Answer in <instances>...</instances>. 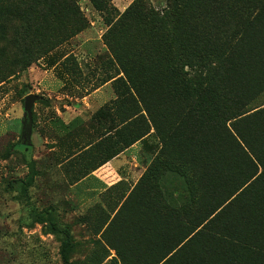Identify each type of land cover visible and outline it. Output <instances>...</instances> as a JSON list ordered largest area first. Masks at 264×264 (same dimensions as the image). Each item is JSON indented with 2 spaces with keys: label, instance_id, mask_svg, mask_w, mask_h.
<instances>
[{
  "label": "trees",
  "instance_id": "1",
  "mask_svg": "<svg viewBox=\"0 0 264 264\" xmlns=\"http://www.w3.org/2000/svg\"><path fill=\"white\" fill-rule=\"evenodd\" d=\"M56 1L64 14L58 27L65 35L50 39L40 33L36 45L28 29L15 35L12 65L29 67L87 27L77 0ZM90 1L97 10L108 8L103 0ZM0 8L5 12L4 5ZM163 13L148 0H135L117 20L108 21L104 40L119 71L94 89L112 81L116 97L90 118L91 123L106 120L96 123L97 137L73 148L67 159L94 156L93 151L105 156L75 180L155 131L162 147L122 204L145 207L141 221L153 236L148 247L162 252L145 257L143 264H264V135L253 141L247 131L257 113H249L244 100L247 85L264 66V4L168 0ZM7 23L0 19V44ZM69 57L61 64L73 76L77 68ZM14 73L0 67V83ZM259 111L264 118V108ZM17 146L24 148L29 172L21 183L28 186L37 175L35 160L22 138L8 153ZM228 149L241 158L231 157ZM172 178L181 183L174 196L163 186ZM33 216L60 232L49 209H34ZM70 247L67 237L60 250L65 264H70ZM206 256L212 259L202 260ZM121 259L127 264L125 256Z\"/></svg>",
  "mask_w": 264,
  "mask_h": 264
},
{
  "label": "rangeland",
  "instance_id": "2",
  "mask_svg": "<svg viewBox=\"0 0 264 264\" xmlns=\"http://www.w3.org/2000/svg\"><path fill=\"white\" fill-rule=\"evenodd\" d=\"M103 1L107 2L108 8L100 11L90 0H77L88 21L87 27L46 57L23 68L22 63H11L13 58L9 57L17 48L12 46L11 38L27 29L35 38V45L40 33L50 39L62 37L66 32L58 27V20L64 14L58 12L56 0H0V6L4 5L5 9L2 13L0 8V19L8 22L6 40L0 44V67L15 70L14 74L0 83V264H65L60 250L67 237L71 243L70 264H124L121 256L126 257L127 264H143L147 257L135 254L137 243L142 240L140 237L148 233L145 230L146 222L141 221L145 215V207L136 209L130 207V202L127 207L122 204L162 147L158 134L152 131L149 134L151 137L146 135L139 140L150 144L152 160L138 181L131 182L133 185L124 181L118 182L93 198L76 191L75 184L80 180H75V177L99 163L105 153L93 151L91 153L94 156L86 153L85 156L73 160L67 159L73 148H61L59 151L52 149L51 141L56 136L50 131L49 120L53 117L56 106L63 108L64 104L76 105L78 98L88 95L103 78L116 75L119 71L112 52L106 46L104 34L110 28L108 21L117 20L135 0ZM148 1L164 14L168 0ZM232 1L234 0H215L216 3ZM260 1L264 4V0ZM27 20L32 21L30 27H22ZM42 21L43 28L39 29L37 24ZM2 52L7 57H1ZM67 56H70L67 62L77 68L73 76H69L61 64ZM54 66L56 77L62 83L58 93L64 97L60 100H50L45 91L38 90L35 79L30 77L32 68L50 71ZM255 74L256 78L247 85L248 93L244 100L248 103L245 109L249 113H257V118L255 117L252 127L247 131L252 132L253 141H259L260 134L264 135V118L258 117L259 110L264 108V66L258 67ZM120 75L124 76V73ZM30 93L40 97L33 107L31 144L24 143L23 139L22 143L30 147L27 151L35 160L37 175L31 185L24 186L21 180L29 172L21 151L24 148L17 146L11 154L8 152L21 138L22 116L18 115V111L20 108L24 110L23 99ZM112 95L114 99V89ZM110 101L99 103L101 106L91 112V117L102 106L110 104ZM46 105L50 106L48 110ZM101 120H93L91 123L89 119L82 127V132L80 131L85 138L75 146L96 138L97 129L100 128L99 125L95 127L96 123L106 121ZM228 151L231 157L241 158L234 149ZM62 168L68 172V176L63 175ZM173 179L165 180L163 186L167 193L174 196L178 194L177 189L181 183L174 182ZM34 209L42 212L49 209L51 219L55 221L60 232L50 231L48 223L34 221ZM149 249V254L154 251L152 247Z\"/></svg>",
  "mask_w": 264,
  "mask_h": 264
},
{
  "label": "crops",
  "instance_id": "3",
  "mask_svg": "<svg viewBox=\"0 0 264 264\" xmlns=\"http://www.w3.org/2000/svg\"><path fill=\"white\" fill-rule=\"evenodd\" d=\"M54 69H56V66L52 67L50 71L32 68L30 77L35 79V86L38 87V90L45 91L50 100L53 98L60 100L64 97L58 93V89L62 86V83L61 79L56 77ZM111 82L112 81H108L104 85L92 90L88 95L80 99L78 98V103L76 105L64 104L63 108L56 106L55 113L49 120L50 131L56 136V139L51 141L53 143L52 149H58L59 151L61 148H76L75 145L77 142L85 138L82 136L81 129L91 118V112L100 107L101 103L108 102L114 97V93L112 95L113 87ZM49 107V105H46L47 110ZM23 113V108H20L18 115L22 116V120ZM9 132L20 133L17 131ZM149 137H151V135H149L148 138ZM46 142L48 141L46 140ZM150 148V144L145 140L136 142L112 160L82 177L79 183L75 184L76 191H80V193L86 197L93 198L118 182L124 181L129 185H133L131 182L135 183L138 181L143 171L152 160V154L149 151ZM140 238L142 240L138 241L137 252H135V254L141 256L161 255V251H153L150 254L148 252V250H150V247H148L149 241L153 239L151 234H144ZM211 257L208 258V256H206V258H202V260H211Z\"/></svg>",
  "mask_w": 264,
  "mask_h": 264
},
{
  "label": "water",
  "instance_id": "4",
  "mask_svg": "<svg viewBox=\"0 0 264 264\" xmlns=\"http://www.w3.org/2000/svg\"><path fill=\"white\" fill-rule=\"evenodd\" d=\"M39 95L30 93L25 96L24 102V113L22 120V132L21 138L24 140V143L31 144V134L33 128V107L34 103L37 99H39Z\"/></svg>",
  "mask_w": 264,
  "mask_h": 264
}]
</instances>
